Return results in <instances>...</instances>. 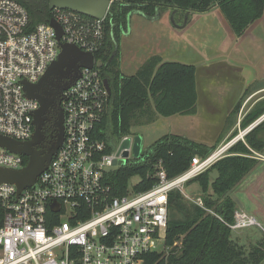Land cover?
<instances>
[{
	"label": "built area",
	"instance_id": "2783aa9c",
	"mask_svg": "<svg viewBox=\"0 0 264 264\" xmlns=\"http://www.w3.org/2000/svg\"><path fill=\"white\" fill-rule=\"evenodd\" d=\"M105 18L53 8L51 19L63 29L60 41L51 19L32 27L24 5L0 0L1 136L18 142L32 139L40 104L27 95L24 82L40 81L58 59L61 42L95 55L105 40ZM104 79L98 67H81L80 77L63 91L64 140L48 167L20 193L16 184L0 183V264H145L147 253L162 248L169 193L184 192L186 183L209 170L253 128L241 130L207 156L195 155L173 178L159 162L151 188L138 191L130 186L127 194L117 196L106 168L122 158L117 155L121 141L132 137L133 143L135 135L124 136L109 150L108 142L94 134L108 104ZM129 150L131 154L132 147ZM145 157L144 152L134 160L129 155L127 163ZM28 162V156L0 145V167L20 170ZM194 202L203 205L201 197ZM228 225L238 232L260 222L238 208Z\"/></svg>",
	"mask_w": 264,
	"mask_h": 264
},
{
	"label": "trees",
	"instance_id": "16d2710c",
	"mask_svg": "<svg viewBox=\"0 0 264 264\" xmlns=\"http://www.w3.org/2000/svg\"><path fill=\"white\" fill-rule=\"evenodd\" d=\"M17 1L27 9L32 27L52 18L50 0ZM214 6L221 9L237 36L264 13V0H114L111 3L105 18V40L95 52V58L103 63L99 70L108 79L111 93L106 113L94 134L108 142L109 150L124 136L134 135L135 128L149 125L159 116L197 111L195 65L151 55L133 74H123L120 39L122 31L127 29L129 14L139 10L147 17H154L171 10L175 20L183 18L182 22L186 23L191 12H206ZM237 111L227 119V129L236 123ZM263 114L264 102H261L240 121L241 128L245 129ZM238 134L235 130L230 139ZM218 144L206 146L181 135L166 134L144 152L145 159L129 161L106 173V178L117 196L128 193L130 179L135 175L141 180L133 188L147 190L157 182V163L161 162L168 177L173 178L189 167L192 157L207 156ZM260 154L264 155V120L247 132L244 140L235 143L226 156L190 181L201 185L202 206L186 200L182 191L172 190L162 248L147 253L145 264H264V237L250 242L228 225L234 221L235 210L240 208L234 192L262 163ZM214 169L219 171L217 179L210 176Z\"/></svg>",
	"mask_w": 264,
	"mask_h": 264
},
{
	"label": "crops",
	"instance_id": "0c3cea01",
	"mask_svg": "<svg viewBox=\"0 0 264 264\" xmlns=\"http://www.w3.org/2000/svg\"><path fill=\"white\" fill-rule=\"evenodd\" d=\"M155 17L156 45L148 54L160 55L165 61L195 65L197 111L194 114L159 116L148 126L153 128L152 131L157 129L161 137L176 134L206 146L217 142L218 146L221 145L235 130H243L240 121L257 104L264 102V13L241 36L235 34L218 6L202 13L191 12L186 23L175 20L171 10ZM205 101L228 104L226 113L223 111L220 115L221 122L213 129L216 137L211 141L187 135L190 126L193 125L192 129L197 127L200 104ZM237 109V121L227 129V119ZM260 156L263 163L264 155Z\"/></svg>",
	"mask_w": 264,
	"mask_h": 264
},
{
	"label": "water",
	"instance_id": "95a60500",
	"mask_svg": "<svg viewBox=\"0 0 264 264\" xmlns=\"http://www.w3.org/2000/svg\"><path fill=\"white\" fill-rule=\"evenodd\" d=\"M111 0H50L49 6L51 9L55 7H61L66 9L75 10L83 14H87L97 18H104L109 11ZM57 31V38L61 41L63 35V29L61 25L54 19L50 22ZM62 50L59 53L58 59L55 60L46 70L39 82L30 83L24 82V89L30 98L36 99L40 107L34 112V125L35 131L31 140L26 142H18L11 138L0 135V145L7 147L9 150L17 153L24 154L29 157L28 164L20 170H13L0 167V183L10 182L14 183L18 187V193L24 188L32 186L37 176L43 172L49 165L53 155L61 146L64 140V111L62 106L59 108V134L57 143L44 155H39L35 150V145L39 143L42 137V127L45 119V115L49 110L51 104L56 100V95L59 92L67 89L76 79L80 77L81 67H98L100 68L103 63L100 60L95 59V55L91 52H87L79 48L72 43L61 42ZM72 72V78L65 84H58L57 77H64L65 69ZM105 86L109 93H111V87L107 78L104 79ZM57 87L59 88L56 91ZM62 100V97L59 98ZM264 117V116H263ZM264 120V119H263ZM261 117L258 118L250 126L251 128L261 122ZM143 137L141 135H135L128 137L121 141L117 155H122V158L115 159L114 164L106 168L107 172L115 171L120 166L126 165L127 157L130 155L129 148L132 147L134 155L140 156L142 154ZM210 176L213 179L219 178V171L214 169L210 172ZM234 199L238 202L239 207H243L244 203L234 194ZM55 205H53V208Z\"/></svg>",
	"mask_w": 264,
	"mask_h": 264
},
{
	"label": "rangeland",
	"instance_id": "374dc122",
	"mask_svg": "<svg viewBox=\"0 0 264 264\" xmlns=\"http://www.w3.org/2000/svg\"><path fill=\"white\" fill-rule=\"evenodd\" d=\"M156 20L157 17H147L139 10H134L129 14L127 29L122 31L120 39V58L123 74H133L141 63L147 59L150 49L155 47L157 37L153 26L156 24ZM182 20L178 21L182 22ZM227 106L228 104L202 102L200 104L201 116L199 115L198 119H196L197 127L192 129L193 125L190 126L187 135L193 139H207L209 141L214 139L216 135L213 133V129L215 130L221 122L220 115L223 114V111L226 113ZM192 120L195 121L194 119ZM135 129L137 134L134 133V135L143 137L142 152L150 150L154 142L161 137L157 129L152 131L153 128L151 129L148 125ZM205 131L207 132L204 133ZM130 158L134 160L138 156L134 155L132 151ZM260 165L240 183L234 192L239 200L245 203L244 210L254 214L260 222V225L251 226L244 229L245 231L236 233L238 235L242 234V237L249 239V241H253L254 238L264 237V162ZM140 180L141 177L135 175L130 179V185H136ZM183 195L186 200L194 202L197 197L202 196L200 183L198 181L186 183Z\"/></svg>",
	"mask_w": 264,
	"mask_h": 264
},
{
	"label": "flooded vegetation",
	"instance_id": "af4514ba",
	"mask_svg": "<svg viewBox=\"0 0 264 264\" xmlns=\"http://www.w3.org/2000/svg\"><path fill=\"white\" fill-rule=\"evenodd\" d=\"M72 78V72H70L67 68L65 69V75L64 77H60V75L57 77L58 84H65ZM59 88L57 87L56 91H58ZM63 95V91L57 93L56 100L51 106L49 107V110L47 111L42 127V137L35 145V150L38 151L39 155H44L47 151H49L58 140V134H59V106L61 105V101L59 98H61Z\"/></svg>",
	"mask_w": 264,
	"mask_h": 264
}]
</instances>
